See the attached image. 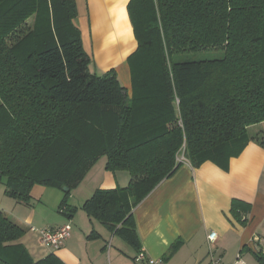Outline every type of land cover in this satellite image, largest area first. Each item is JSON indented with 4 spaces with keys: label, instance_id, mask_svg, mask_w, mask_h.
<instances>
[{
    "label": "trees",
    "instance_id": "16d2710c",
    "mask_svg": "<svg viewBox=\"0 0 264 264\" xmlns=\"http://www.w3.org/2000/svg\"><path fill=\"white\" fill-rule=\"evenodd\" d=\"M129 13L131 95L115 69L90 71L73 0H0V182L27 205L35 186L67 188L59 209L72 218V191L105 157L130 183L96 190L82 210L139 251L133 210L182 158L224 165L258 140L248 130L264 123V0H131ZM205 51L224 56L176 61ZM247 211L232 202L241 226ZM26 233L0 210V264H64L34 261L18 244Z\"/></svg>",
    "mask_w": 264,
    "mask_h": 264
},
{
    "label": "crops",
    "instance_id": "0c3cea01",
    "mask_svg": "<svg viewBox=\"0 0 264 264\" xmlns=\"http://www.w3.org/2000/svg\"><path fill=\"white\" fill-rule=\"evenodd\" d=\"M73 1L78 12L75 25L86 53L103 73L115 69L118 76L123 75L131 95L128 59L138 47L129 13L131 0ZM248 131L251 137L258 135V140L249 142L240 156L224 165L208 161L199 168L184 162L133 210L139 251L164 264H209L211 251L221 256L223 264H233L238 256L245 264H259L257 255L264 254V123ZM106 161L101 158L83 180L92 183L91 188L85 192L82 182L72 191L68 203L76 208L72 218L62 212L58 220L50 216V205L55 206L53 210L58 206L60 212L62 190L56 194L35 186L27 205L9 198L5 186L0 188V210L26 230L18 244L34 261L54 254L64 264H137V249L82 210L96 190H114L130 183L128 172L107 171ZM234 200L248 208L241 216L245 226L232 215ZM67 223L72 226L70 237L57 251L40 246L38 235L30 231L33 226L56 229ZM212 232L218 235L214 244L208 241Z\"/></svg>",
    "mask_w": 264,
    "mask_h": 264
},
{
    "label": "built area",
    "instance_id": "2783aa9c",
    "mask_svg": "<svg viewBox=\"0 0 264 264\" xmlns=\"http://www.w3.org/2000/svg\"><path fill=\"white\" fill-rule=\"evenodd\" d=\"M185 162L184 158L180 160ZM72 226L70 223L65 224L56 229H37L31 227L30 231L37 233L41 246L46 249L57 251L60 250L64 242L70 237ZM218 235L214 232L209 234L208 241L210 244L217 242ZM137 264H164L161 259H154L149 257L144 250H140L134 258ZM209 264H223L221 256H217L211 251ZM233 264H245L243 259L238 256L237 260Z\"/></svg>",
    "mask_w": 264,
    "mask_h": 264
},
{
    "label": "rangeland",
    "instance_id": "374dc122",
    "mask_svg": "<svg viewBox=\"0 0 264 264\" xmlns=\"http://www.w3.org/2000/svg\"><path fill=\"white\" fill-rule=\"evenodd\" d=\"M32 21L33 20L31 19L29 22H32ZM223 56H224V52L223 51H205V52L187 53V54L179 55V56L176 57V61H178V62L206 61V60L219 59V58H222ZM90 71L92 73L97 74V75H103V72L98 67V63L96 61H94V62L92 61V64L90 65ZM119 79L122 82V84L125 86V78L123 77V75L120 74L119 75ZM0 104H1V100H0ZM251 133H252V131H251ZM2 186H4V185H3V183L0 182V188H2ZM92 186H93V184L90 183L89 181H84L83 185L81 186V189L84 188V191L86 192V189L87 188L89 189ZM50 190H51V192H55L56 194H61L60 191L57 190V189H50ZM73 191H75V189ZM52 202H53V200H52ZM50 207L52 208V212L50 213L51 218H56L57 220H58V218H61V211L60 212L58 211V206L56 207L55 210H53V208L55 207L54 205H50ZM40 208H43V207H40ZM0 209H3V208H1V206H0ZM9 217H10V219L12 221H16L12 216L9 215ZM37 229H39V228H37ZM35 234H37V233H35ZM118 238L119 237H117L116 240H118ZM33 241L35 242V239ZM122 244H123V246H126L124 243H122ZM131 250H132L131 253L133 254L134 253V249H131Z\"/></svg>",
    "mask_w": 264,
    "mask_h": 264
},
{
    "label": "water",
    "instance_id": "95a60500",
    "mask_svg": "<svg viewBox=\"0 0 264 264\" xmlns=\"http://www.w3.org/2000/svg\"><path fill=\"white\" fill-rule=\"evenodd\" d=\"M64 191H67V188H64Z\"/></svg>",
    "mask_w": 264,
    "mask_h": 264
}]
</instances>
